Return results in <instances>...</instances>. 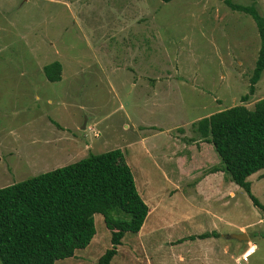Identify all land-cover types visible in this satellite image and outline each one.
<instances>
[{"label": "rangeland", "instance_id": "1", "mask_svg": "<svg viewBox=\"0 0 264 264\" xmlns=\"http://www.w3.org/2000/svg\"><path fill=\"white\" fill-rule=\"evenodd\" d=\"M229 1L264 20V0ZM259 49L253 19L224 0H0V188L120 149L151 211L110 264H264V212L237 185L202 202L191 192L200 162L186 148L199 119L264 98L263 70L241 101ZM54 61L61 80L51 83L42 69ZM168 81L174 89L158 93ZM248 181L264 206V171ZM94 223L90 244L54 264H97L110 233L102 216Z\"/></svg>", "mask_w": 264, "mask_h": 264}, {"label": "trees", "instance_id": "2", "mask_svg": "<svg viewBox=\"0 0 264 264\" xmlns=\"http://www.w3.org/2000/svg\"><path fill=\"white\" fill-rule=\"evenodd\" d=\"M224 3L253 19L260 40L248 93L241 97L246 102L264 70V20L253 7L229 0ZM42 71L48 82L61 80L62 66L57 61ZM197 131L212 145L232 182L264 212L248 181L251 175L264 171V98L251 110L233 106L214 113L198 121ZM150 211L120 149L89 154L75 163L0 188V264H54L74 257L93 239L95 215L102 216L110 233V248L97 264H110L124 235L138 234ZM215 236L202 233L190 239Z\"/></svg>", "mask_w": 264, "mask_h": 264}, {"label": "crops", "instance_id": "3", "mask_svg": "<svg viewBox=\"0 0 264 264\" xmlns=\"http://www.w3.org/2000/svg\"><path fill=\"white\" fill-rule=\"evenodd\" d=\"M174 67H176V66H174ZM150 81L154 82V80H152V79H150ZM159 83H161V81ZM169 83H170V81H168L167 84L165 85L166 88H164V87L160 88L158 93L161 91H165V90H167V91L170 89L173 90L174 87L171 84H170L171 87L167 88ZM173 83H175V82H173ZM152 90H154V89H152ZM210 115H212V114H208L207 116L199 119L198 121L205 119V118H208ZM198 121L196 123H198ZM193 131L195 132L194 133L195 137H192L193 140L191 138H188V142H190V143H189V145L186 146V148H187L188 152H190V153H192L194 150L192 155L197 156V158L199 159V162H200L199 163L200 166H196V168H195L196 174H199V175H197L195 179H192L193 180L192 181L193 182V186H192L193 188L191 189V192L193 194H197L201 198L202 202H207V203L210 201L209 199H207L209 197V191H211V193H215L214 197L221 196L223 199L228 197V196L229 197L234 196L233 189L235 188L236 185H234V186L231 185L232 180L230 181L226 178V176H228V175L225 173L224 166L220 162L217 154L214 153V149H213L212 145L207 143L206 140L202 139V137L199 135V133L197 131V125H195V124L193 125ZM180 134L182 135L183 133H180ZM180 138L183 139L184 138L183 135L180 136ZM201 140H203V142H201ZM178 146H180V145H178ZM178 148H180V147H178ZM209 149H211L212 153L205 155L206 150H209ZM187 150L185 151L186 154L188 153ZM180 152H181V148L179 151L174 150L172 152L174 158H171V159H174V161H175V159L177 160L175 162L178 166V169H177L178 175L185 174L184 172L186 170L184 165L182 166V158H180V159L177 158V156L179 157ZM199 170H201V171H199ZM175 177H177V176H175ZM167 182L175 185V183L173 181L170 182L168 180ZM226 183H227V185H230V188H228V190H227V188H224ZM211 184L213 185V188L210 189L209 186ZM214 190H215V192H213ZM218 200H220V199H218ZM221 203L224 204L225 202H221ZM162 223L160 222L159 225ZM159 225H157V226H159ZM152 226L154 227V225H152ZM197 236L189 235L188 238H186V239H184V238L180 239L179 243L180 244H184V243H192V244L195 243V244H197L200 242L201 239H198V238H195L194 240L190 239V237H197ZM207 239H209V238H207ZM203 240H205V239H203ZM203 240H201V241H203Z\"/></svg>", "mask_w": 264, "mask_h": 264}, {"label": "water", "instance_id": "4", "mask_svg": "<svg viewBox=\"0 0 264 264\" xmlns=\"http://www.w3.org/2000/svg\"><path fill=\"white\" fill-rule=\"evenodd\" d=\"M230 237L232 239L237 240V241H243V239H245V240L247 239L246 235L243 234V233H240V234H232Z\"/></svg>", "mask_w": 264, "mask_h": 264}, {"label": "built area", "instance_id": "5", "mask_svg": "<svg viewBox=\"0 0 264 264\" xmlns=\"http://www.w3.org/2000/svg\"><path fill=\"white\" fill-rule=\"evenodd\" d=\"M255 249L254 247L249 248L243 255H242V259L244 261H247L248 257H250L253 253H254ZM250 255V256H249Z\"/></svg>", "mask_w": 264, "mask_h": 264}, {"label": "bare ground", "instance_id": "6", "mask_svg": "<svg viewBox=\"0 0 264 264\" xmlns=\"http://www.w3.org/2000/svg\"><path fill=\"white\" fill-rule=\"evenodd\" d=\"M250 256V255H249Z\"/></svg>", "mask_w": 264, "mask_h": 264}]
</instances>
